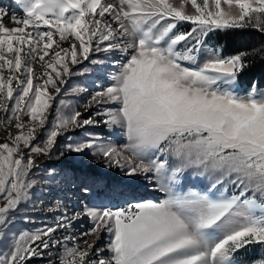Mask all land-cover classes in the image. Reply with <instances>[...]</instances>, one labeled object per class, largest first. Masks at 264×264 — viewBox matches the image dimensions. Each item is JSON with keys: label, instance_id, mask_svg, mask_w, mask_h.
I'll return each instance as SVG.
<instances>
[{"label": "snow or ice", "instance_id": "6c2138e0", "mask_svg": "<svg viewBox=\"0 0 264 264\" xmlns=\"http://www.w3.org/2000/svg\"><path fill=\"white\" fill-rule=\"evenodd\" d=\"M15 2L23 17L0 6V264H29L53 249L49 264H264V90L256 82L239 88L247 57H264V48L201 54L216 31L264 33V0ZM100 52L123 58L110 61L119 64L112 83L92 94L84 112L57 100L70 77L91 71L73 66L109 62L89 60ZM100 123L122 129L127 143L92 136L59 146L69 131ZM66 153L91 155L129 180H154L167 198L85 205L52 226L14 232L37 184L38 158ZM189 170L210 185L184 191ZM81 191L100 195L87 184ZM82 215L91 227L78 239L70 229ZM58 229L66 234L54 236Z\"/></svg>", "mask_w": 264, "mask_h": 264}, {"label": "rangeland", "instance_id": "374dc122", "mask_svg": "<svg viewBox=\"0 0 264 264\" xmlns=\"http://www.w3.org/2000/svg\"><path fill=\"white\" fill-rule=\"evenodd\" d=\"M0 6L6 7L10 14L15 13L19 17L24 16L22 8L15 1L0 0ZM189 10H191L190 5ZM187 28H191V25L184 22L182 27H180V31L185 32ZM210 49L205 43V49H202L201 53L202 56H206L207 50ZM91 59H105L109 62L103 66H98L90 64L89 61H83L82 64L73 66L77 72H81L84 67H89L91 71L70 77L68 83L64 86L65 91L57 97V100L63 98L71 101L72 106L82 112L85 111L83 106L89 102L92 94L109 86L112 83V76L119 73V64H113L110 61L121 60L123 62V58L119 53H93L90 54L89 60ZM77 87L84 88L86 91L79 94H72L71 89ZM239 88L242 90L240 86ZM99 107L102 110L105 106ZM95 111H97V107L94 106L88 112H85V116L89 112L94 113ZM95 119L102 121L104 117L96 116ZM67 136H71L72 141H69ZM92 136L98 137L104 143L111 142L118 147L127 143L122 129H110L104 123H100L94 126H87L84 129L69 131L65 136L58 138V144L62 148L63 145L69 142L84 141ZM5 139L4 133L0 131V142H3ZM116 170L118 172L115 175L119 176L120 180L117 179L118 177H113V173L109 171V168L104 166L102 160L86 154L66 153L62 158H56L55 155L50 158H38V167L33 169V178L37 180V184L32 189L31 198L20 206L21 210L16 214L12 230L16 233L24 231L34 232L38 229H43L45 226H52L57 222L56 218L60 217L65 210L68 216L71 217L75 213L82 212L85 205L93 206L104 203L109 206L126 207L130 203L144 202L147 200L159 203L167 198V194L159 190V185L156 181H150L144 178H133L129 180V178L123 175L121 170L117 168ZM185 175L187 178L183 181L184 191H187L189 188L203 191L210 185L208 179L193 176L191 170ZM135 180L143 182L142 187L144 188L142 190L134 191L133 181ZM84 184H87L93 192L100 193V195L93 196L91 193L84 194L81 191ZM147 184L151 185V189L147 188ZM223 187V185L218 186V189L222 190ZM233 190V187L228 185L229 195L232 194ZM132 192H135L137 195L132 194ZM90 227L91 222L89 218L82 215L72 221L70 232L79 239L81 233L87 231ZM65 234V229H58L53 235L62 237ZM86 238L92 239L91 237ZM106 243L107 237L105 236H102L98 241L100 246ZM0 251H4V249L0 248ZM57 251L58 249H53V256L45 255L43 258L33 257L29 264H49L50 260H57V256L55 255ZM244 255L248 258L251 257V254Z\"/></svg>", "mask_w": 264, "mask_h": 264}, {"label": "trees", "instance_id": "16d2710c", "mask_svg": "<svg viewBox=\"0 0 264 264\" xmlns=\"http://www.w3.org/2000/svg\"><path fill=\"white\" fill-rule=\"evenodd\" d=\"M189 29L187 28L185 32ZM205 43L211 49H221L224 56H231L264 48V34L252 29L216 31L207 37ZM247 59L249 66L240 75V87L246 91L253 82H256L259 89H264V57L256 54Z\"/></svg>", "mask_w": 264, "mask_h": 264}, {"label": "bare ground", "instance_id": "6f19581e", "mask_svg": "<svg viewBox=\"0 0 264 264\" xmlns=\"http://www.w3.org/2000/svg\"><path fill=\"white\" fill-rule=\"evenodd\" d=\"M4 1H6V0H4ZM12 1H15V0H12ZM7 2H9V1H7ZM115 169L116 168H111V169H109V171H111V173H113V177L115 176V177H118L117 179H119V176H116L115 174L118 172L117 170L115 171ZM108 171V173L109 174H111L110 172ZM120 180V179H119ZM114 182H117V181H114ZM142 181H140V180H135V181H133V189H134V191H136V190H142L144 187H142ZM147 186V188L148 189H151L150 187H151V185L149 184H147L146 185ZM130 192V191H129ZM137 192V191H136ZM131 193V192H130ZM132 194H134V195H137L135 192H132Z\"/></svg>", "mask_w": 264, "mask_h": 264}]
</instances>
